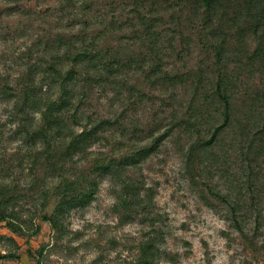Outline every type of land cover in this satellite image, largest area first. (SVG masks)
<instances>
[{
    "label": "trees",
    "instance_id": "obj_1",
    "mask_svg": "<svg viewBox=\"0 0 264 264\" xmlns=\"http://www.w3.org/2000/svg\"><path fill=\"white\" fill-rule=\"evenodd\" d=\"M34 16L42 23L52 17L53 25L45 31L21 23L33 40L15 77L0 70V101L7 103L8 123L16 125L12 135L25 139L27 154L19 160L31 159L41 171L29 183L38 200L25 210L7 176L9 160L0 158V225L27 240L41 232L37 221L61 233L64 216L94 201L105 177L121 186L116 210L131 215L139 207L147 209L154 191L142 183V165L159 154L166 139L183 132L189 137L185 155L193 174L211 172L221 158H229L225 148L240 150L247 163L246 186L238 184L235 194L232 184L220 190L206 182L208 192L201 193L213 209L217 205L208 193L227 205L235 227L256 249L245 225L248 210L255 213V233L264 217V184L256 170L264 164V0L0 4V18ZM109 90L120 109L105 116L94 96L102 99ZM151 96L162 101L163 109L172 107L166 124L159 115L146 125L138 118ZM6 125L0 122V136ZM224 167H217L221 176L228 172ZM0 238L17 246L0 253V262L17 261L15 238ZM29 255L35 257L32 251ZM156 263L155 242L149 238L135 264ZM36 264L43 263L38 259Z\"/></svg>",
    "mask_w": 264,
    "mask_h": 264
},
{
    "label": "rangeland",
    "instance_id": "obj_2",
    "mask_svg": "<svg viewBox=\"0 0 264 264\" xmlns=\"http://www.w3.org/2000/svg\"><path fill=\"white\" fill-rule=\"evenodd\" d=\"M2 3L4 0H0ZM35 17L32 20L0 18V70L3 74L15 77L18 67L25 63V53L33 38L22 32L23 24L28 22L34 29L45 31L52 27L47 25H53L52 17H47L46 23L38 22L41 19ZM76 25L79 28L80 24ZM37 53L36 50L34 58ZM94 97L96 108L105 116L120 109L119 103L113 99V90L102 99ZM145 104L137 113L143 124H151L157 115L167 123L172 107L163 109L162 101L153 96L147 98ZM6 105L0 101V122L7 123L0 136V158L9 160L5 165L7 176L16 185L22 195L21 203L28 210L38 200L29 183L36 180L37 175L41 176V171L33 168L31 159L19 160V155L27 154V146L23 137L12 135L11 130L16 125L8 123ZM188 143L189 137L183 132L166 139L159 154L142 165V183L154 191V201L145 210L139 207L131 215L116 210L120 204L121 186L112 177H105L94 201L64 216L61 233L54 231L49 223L37 221L42 226L41 232L27 240L28 236L19 237L2 223L0 235L15 238L20 247L17 250L20 258L1 261L0 264H36L38 259L43 264H135L141 244L149 238L155 242L156 264H264V217L255 233V213L247 211L250 220L245 229L256 243L254 249L235 227L227 205L220 204L208 193L217 205V209H213L205 204L201 193L202 189L208 192L206 182L217 184L220 190L232 184L235 194L238 184L246 186L249 178L247 163L240 156V150L237 151L238 147L225 148L229 158H221L220 165L225 164L226 175L219 173L217 167L220 165L212 166L211 172L201 169L193 174L187 168L185 151ZM100 144L94 148L99 149ZM256 170L260 172L258 179L264 184V164ZM16 247L8 239L0 238V253L16 250ZM29 251L34 253V258Z\"/></svg>",
    "mask_w": 264,
    "mask_h": 264
}]
</instances>
